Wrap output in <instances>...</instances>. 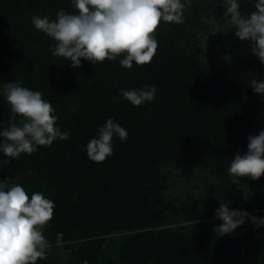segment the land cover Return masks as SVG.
Here are the masks:
<instances>
[{
  "label": "trees",
  "instance_id": "obj_1",
  "mask_svg": "<svg viewBox=\"0 0 264 264\" xmlns=\"http://www.w3.org/2000/svg\"><path fill=\"white\" fill-rule=\"evenodd\" d=\"M180 3V22L161 19L155 31L152 61L127 69L120 64L124 54L102 63L81 58L75 68L53 55L56 42L35 29L32 17L55 20L61 9L75 13L72 0H0V132L11 117L3 86L19 82L42 93L55 109V126L70 134L18 158L0 151V162L9 161L0 165V180L12 177L29 198L41 192L54 203L53 217L41 229L50 247L35 264H53L50 250L59 234L66 242L105 232H129L118 249L123 264H264V226L250 218L264 215L250 214L233 237L220 241L200 223V203L175 207L162 197L158 166L173 167L187 180L198 170L215 175L217 185L208 191L216 202L236 203L242 194L227 175L229 163L247 152L249 135L264 130V96L215 67L188 36L206 31L225 0ZM145 85H155L157 92L140 106L120 93ZM110 117L127 139L114 136L113 154L94 162L87 144ZM174 220L185 224L167 228ZM98 243L84 241L74 257L91 264Z\"/></svg>",
  "mask_w": 264,
  "mask_h": 264
},
{
  "label": "clouds",
  "instance_id": "obj_2",
  "mask_svg": "<svg viewBox=\"0 0 264 264\" xmlns=\"http://www.w3.org/2000/svg\"><path fill=\"white\" fill-rule=\"evenodd\" d=\"M75 13L63 9L55 20L49 17H32L35 29L43 31L56 42L50 50L54 56L71 61L80 67L81 58L90 62L120 60L122 67L131 69L150 63L158 48L155 31L161 21L180 22V0H72ZM225 16H231L235 36L252 43L251 51L264 64V0H257L256 11L242 16L237 0H226ZM257 94L264 96V81L251 80ZM157 88L145 85L141 89H120L123 98L133 106L155 98ZM3 95L11 106L10 126L0 132L3 141L0 151L6 157L18 158L22 153L32 154L37 146H51L58 138L66 140L70 134L56 127L55 109L42 99V93L21 87L19 82L3 86ZM115 100L116 97H113ZM17 116L22 119L19 125ZM118 136L127 139V131L108 118L98 129V138L87 144V155L94 162H103L113 154L112 140ZM247 152L235 155L227 169L234 177L258 180L264 175V130L248 136ZM9 161L0 162L8 163ZM54 203L41 192L29 198L25 189L14 178L0 180V264H35L43 258L49 246L42 227L53 217ZM216 218L222 223L213 231L219 236L229 235L245 223L250 213L230 210L228 203H221ZM257 227L264 226V218L251 216Z\"/></svg>",
  "mask_w": 264,
  "mask_h": 264
},
{
  "label": "rangeland",
  "instance_id": "obj_3",
  "mask_svg": "<svg viewBox=\"0 0 264 264\" xmlns=\"http://www.w3.org/2000/svg\"><path fill=\"white\" fill-rule=\"evenodd\" d=\"M237 2L242 16L256 11L255 4L257 0H237ZM225 4L226 0L221 5V10L207 20L208 28L206 31H200L198 35H188L189 39L197 41L205 54L212 58L213 65L227 72L235 82L240 84L251 83L252 79L264 81V64H261L259 58L251 51L252 43L250 41H242L235 36L237 29L233 27L231 16H225ZM188 30L190 32L192 29ZM158 169H160L162 182L165 185V189L162 191L165 203L180 207L190 201L198 202L200 204L197 210L202 215L200 223L204 229L220 241L233 237V233L219 236L213 231L215 227L222 223L215 215L220 203L216 202L214 192L208 191L209 186L215 187L217 185L215 175L213 176L204 170H198L191 179L187 180L181 178L179 171L173 167L165 169L158 166ZM227 175L231 184L242 194L236 203L232 201L228 206L229 209L264 215V178L262 176L258 180H253L247 176L237 178L230 175L228 171ZM75 198L76 195L73 196V199ZM233 199H237V197L233 196ZM184 224V221L177 220L169 222L167 228L175 229ZM128 234L129 232H105L94 237L68 239L66 242L62 241L59 234L50 250L52 263L89 264L86 259L77 260L74 257V252L84 241L93 240L99 242L98 245H94L98 256L94 262V258L91 260L93 262L91 264H123L118 256V249L123 242L121 238Z\"/></svg>",
  "mask_w": 264,
  "mask_h": 264
}]
</instances>
